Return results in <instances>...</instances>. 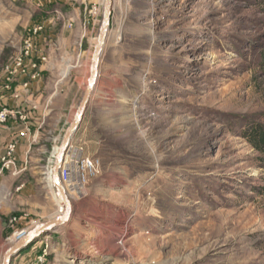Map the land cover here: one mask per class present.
<instances>
[{"label":"rangeland","instance_id":"obj_1","mask_svg":"<svg viewBox=\"0 0 264 264\" xmlns=\"http://www.w3.org/2000/svg\"><path fill=\"white\" fill-rule=\"evenodd\" d=\"M93 1L95 25L80 0H0V77L48 19L63 53L47 72L78 105L103 14ZM253 124L264 126V0H114L78 132L99 171L69 193L70 219L12 264H264V155L244 136ZM42 136L0 188V264L16 233L60 209L43 168L54 143Z\"/></svg>","mask_w":264,"mask_h":264},{"label":"built area","instance_id":"obj_2","mask_svg":"<svg viewBox=\"0 0 264 264\" xmlns=\"http://www.w3.org/2000/svg\"><path fill=\"white\" fill-rule=\"evenodd\" d=\"M49 2L56 0H48ZM74 1L75 0H66ZM84 15L89 17L95 25L99 22L100 3L93 0H80ZM37 22L24 38L19 52L13 61L3 69L0 77V139L1 132L8 134L0 145V181L7 173L19 177L27 168L19 167V147L23 139L30 141L27 152L26 165L32 147L41 145L43 121L38 119L36 113L39 111L37 103V92L34 88L44 72L48 70L50 62L51 35L48 33L47 22ZM68 28L73 27V20L66 21ZM43 44V45H42ZM58 145L54 144L50 151L47 163L43 166L44 175L52 173L54 160ZM82 146L71 144L60 170L61 181L67 193H82L88 179L99 171L100 160L83 154ZM17 220V219H16ZM46 251L37 256L38 263L43 262Z\"/></svg>","mask_w":264,"mask_h":264},{"label":"water","instance_id":"obj_3","mask_svg":"<svg viewBox=\"0 0 264 264\" xmlns=\"http://www.w3.org/2000/svg\"><path fill=\"white\" fill-rule=\"evenodd\" d=\"M113 5L114 0H104L102 20L91 57L90 74L87 80V85L75 110L73 119L66 129L58 146L52 168L50 183L55 190L57 198L61 201L64 207V212L50 218L47 221L36 223L33 227L27 230H22L16 236L15 242L12 243L5 251L3 264H12L13 260L21 255L24 250L30 248L43 236L54 233L60 225L66 223L71 217L72 202L61 181L60 170L72 141L82 126L90 102L97 88L100 66L111 30Z\"/></svg>","mask_w":264,"mask_h":264},{"label":"crops","instance_id":"obj_4","mask_svg":"<svg viewBox=\"0 0 264 264\" xmlns=\"http://www.w3.org/2000/svg\"><path fill=\"white\" fill-rule=\"evenodd\" d=\"M69 36H74V32L69 33ZM59 39L64 44H67L69 41L66 38V32L64 31H61L59 33ZM60 47L62 48V45ZM60 47L57 46V49L53 47L50 49L51 59L48 64L47 71L52 72L53 67L54 69L57 68V64H56L57 56L63 53ZM90 49H91V46H90ZM80 51H82L80 53V56L83 57V60H85L84 62H87L89 48L88 50H80ZM68 53L69 52L67 51L65 54H68ZM53 61H54V64H53ZM69 69L70 67L68 68V70L64 72V74L67 75L69 72ZM47 71H45L42 78L39 81H36L34 84V88L36 89V92H37V103L39 105V111L36 113V116L38 119H41V121H43L44 125L42 127V134H44L47 140H52L54 144L59 145L66 129L68 128L70 122L73 119L75 110L78 106L75 103L77 94H74V95L71 94V89H70L71 85L69 84L63 85L61 82H60L61 84L53 83L52 80H50L51 78L49 77V74L51 75V73H48ZM7 134L8 132L5 130L1 132L0 145L4 141ZM79 142L81 143L82 141H81V138L79 137V133H77V135L73 139V144L76 146H79ZM30 145L31 144L28 139H23L19 147V167L25 168L27 166V168L23 172H25L28 169V166L30 164L29 163L28 165H26L27 152H28V149L30 148ZM10 174L11 173H7V175L0 181V188L2 189L9 188L8 178ZM19 177L14 176V178H16L14 182H16L17 178L19 179ZM49 186L51 187V185ZM23 187H24V184H22L21 186H18L17 189L21 190ZM21 257H22V253L19 256V258Z\"/></svg>","mask_w":264,"mask_h":264},{"label":"trees","instance_id":"obj_5","mask_svg":"<svg viewBox=\"0 0 264 264\" xmlns=\"http://www.w3.org/2000/svg\"><path fill=\"white\" fill-rule=\"evenodd\" d=\"M244 136L253 148L264 155V126L253 124L246 130Z\"/></svg>","mask_w":264,"mask_h":264},{"label":"bare ground","instance_id":"obj_6","mask_svg":"<svg viewBox=\"0 0 264 264\" xmlns=\"http://www.w3.org/2000/svg\"><path fill=\"white\" fill-rule=\"evenodd\" d=\"M113 6H114V5H113ZM117 38H118V37H117ZM117 38H116V39H117ZM58 146H59V145H58ZM57 149H58V148H57ZM46 174H47L46 176H47V178H48V180H49V182H50V181H51L50 172H47ZM50 184H51V183H50ZM54 193H55V192H54ZM55 195H56V193H55ZM68 195H70V194H68ZM69 197H70V196H69ZM56 198H57V196H56ZM59 201H60V200L57 198V203H58L59 208H60V209L58 210V214H61L62 212H64V207H63V205H61V204H62V203H60L61 201H60V202H59ZM62 207H63V208H62ZM58 214H56V215H58ZM56 215H55V216H56ZM125 221H126V220H125ZM128 223H129V222H128ZM120 224H121V223H120ZM122 226H123V225H122ZM123 227H124V226H123ZM130 227H131V226H130ZM19 233H20V232H19ZM19 233H16V236H17ZM46 239L48 240V239H50V237L47 236ZM15 240H16V239H14V241H13L12 243H14Z\"/></svg>","mask_w":264,"mask_h":264}]
</instances>
